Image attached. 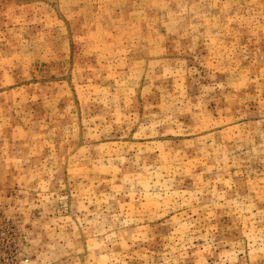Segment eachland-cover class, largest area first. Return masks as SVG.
Masks as SVG:
<instances>
[{
	"label": "rangeland",
	"instance_id": "rangeland-1",
	"mask_svg": "<svg viewBox=\"0 0 264 264\" xmlns=\"http://www.w3.org/2000/svg\"><path fill=\"white\" fill-rule=\"evenodd\" d=\"M0 264H264V0H0Z\"/></svg>",
	"mask_w": 264,
	"mask_h": 264
}]
</instances>
